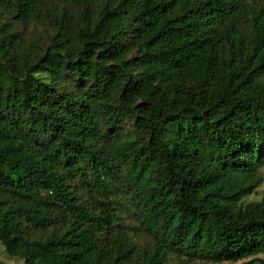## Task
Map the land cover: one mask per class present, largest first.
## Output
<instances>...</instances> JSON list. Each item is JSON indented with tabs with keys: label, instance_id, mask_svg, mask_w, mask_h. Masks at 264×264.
Here are the masks:
<instances>
[{
	"label": "trees",
	"instance_id": "16d2710c",
	"mask_svg": "<svg viewBox=\"0 0 264 264\" xmlns=\"http://www.w3.org/2000/svg\"><path fill=\"white\" fill-rule=\"evenodd\" d=\"M30 22L41 46L14 32ZM263 164L264 0H0L7 255L264 264V197L242 201ZM116 182L151 245L110 229Z\"/></svg>",
	"mask_w": 264,
	"mask_h": 264
},
{
	"label": "rangeland",
	"instance_id": "374dc122",
	"mask_svg": "<svg viewBox=\"0 0 264 264\" xmlns=\"http://www.w3.org/2000/svg\"><path fill=\"white\" fill-rule=\"evenodd\" d=\"M14 32L20 34L26 45L29 42H33L37 46H41L44 42H46L47 34L49 33V28L45 24L39 22H30L26 25H14ZM74 83V82H73ZM133 124H125L120 132L126 136L127 139H131V134L133 133ZM137 136L134 134L133 139H136ZM259 176L261 178L260 184L256 187V189L251 193V195L242 198L244 203L250 202H260L264 197V164L259 168ZM74 186L77 192L82 194V198L85 200H89L88 196H86L82 190L80 189L77 182L74 183ZM106 200H115V202L121 203L120 205L115 204L116 215L118 219L115 220L111 224L112 232L116 231V224L123 225L128 231L131 239L138 244L139 246H149L152 242V237L148 234L144 228H142L141 224L137 222L135 214L137 213L136 208L133 206V201L129 194H126L125 189L116 182L114 185V189H112L111 194L106 196ZM94 211H98L100 206L98 207L96 204H92ZM176 259L171 258V262H174ZM0 262L3 264H25L24 259L19 257H12L5 253L2 246H0ZM195 264H211L205 262L196 261Z\"/></svg>",
	"mask_w": 264,
	"mask_h": 264
}]
</instances>
